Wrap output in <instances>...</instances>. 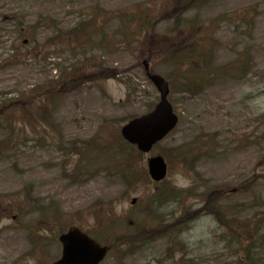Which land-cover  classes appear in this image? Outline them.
I'll use <instances>...</instances> for the list:
<instances>
[{
    "label": "rangeland",
    "instance_id": "1",
    "mask_svg": "<svg viewBox=\"0 0 264 264\" xmlns=\"http://www.w3.org/2000/svg\"><path fill=\"white\" fill-rule=\"evenodd\" d=\"M145 60L180 118L143 155L120 131L160 99ZM0 111V264L57 262L73 226L110 247L101 264H249L250 244L264 264V0H0Z\"/></svg>",
    "mask_w": 264,
    "mask_h": 264
},
{
    "label": "water",
    "instance_id": "2",
    "mask_svg": "<svg viewBox=\"0 0 264 264\" xmlns=\"http://www.w3.org/2000/svg\"><path fill=\"white\" fill-rule=\"evenodd\" d=\"M147 75L161 93V102L148 116L131 122L123 129V136L132 144L138 145L143 152H149L160 140L165 138L178 124L167 97L169 85L160 76L152 74L148 62H145ZM150 174L160 181L166 177L167 165L160 157L150 160ZM135 203V201H133ZM64 246L63 258L56 264H100L107 255V249L101 248L95 241L87 238L77 229H71L61 238Z\"/></svg>",
    "mask_w": 264,
    "mask_h": 264
},
{
    "label": "trees",
    "instance_id": "3",
    "mask_svg": "<svg viewBox=\"0 0 264 264\" xmlns=\"http://www.w3.org/2000/svg\"><path fill=\"white\" fill-rule=\"evenodd\" d=\"M3 21H4V23L7 22V23L11 24L14 27V29H17V30H29L30 29L28 31V34H29L30 37H32L36 41L35 32H36V28L37 27L36 26H28V25H26V16H23L22 14H18V13H13L9 17H4ZM50 22H51L52 26H55V23L52 20H50ZM177 29H178V24L175 25L172 28L173 32L176 31ZM191 38H193V35H189V34H186L185 32H182L181 33V38L179 40L176 39V42L174 43V47L175 48H179L178 49V56H177L178 63L190 62V65H192V67H194L195 70L198 71L200 69L199 68L200 62H199V60L197 58L196 59L194 58L195 50L193 49V53H192V51L189 52V49H191L193 47V45L189 44V41H190ZM188 52H189V56H187ZM243 64H245V62H243ZM231 67H234V65H232ZM213 203H214V201H213ZM216 209H218V208L215 205H213L212 208H211L212 213L217 217L219 222H223L224 221V223H225L226 220H225L224 215L221 212L216 211ZM242 228H244V226ZM249 232L250 231H247L245 233H249ZM249 237L251 238L250 234H249ZM263 240L264 239H260L259 245L261 244V242ZM258 247H255V245L250 244L244 250L243 253L248 255L249 264H255L254 263L255 262L254 261V259H255L254 258V253L256 252V249ZM251 256H252L253 259L251 258ZM240 257L242 258V255H240Z\"/></svg>",
    "mask_w": 264,
    "mask_h": 264
}]
</instances>
